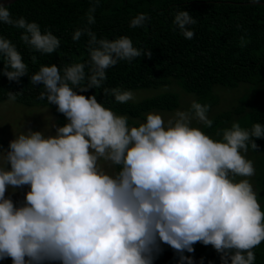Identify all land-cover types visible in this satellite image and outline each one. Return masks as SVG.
I'll use <instances>...</instances> for the list:
<instances>
[{
  "label": "clouds",
  "instance_id": "9594fccd",
  "mask_svg": "<svg viewBox=\"0 0 264 264\" xmlns=\"http://www.w3.org/2000/svg\"><path fill=\"white\" fill-rule=\"evenodd\" d=\"M100 0H89L83 23L71 40L86 37L88 59L58 69L41 65L28 77L42 85L38 99L55 105L65 118L54 133L21 124L7 148H0V259L11 264H152L169 246L177 264H192L196 242L210 245L220 264H254L252 249L264 241V211L248 179L252 161L243 153L264 138V124L242 128L233 122L210 138L209 106L191 101L164 119L147 112L129 123L97 102L101 89L116 103L133 100L131 90L102 88L105 70L118 61L150 56L120 35L98 38L91 30ZM171 24L185 39L196 20L176 7ZM148 17L137 13L129 28L142 27ZM0 23L21 29L20 41L41 54L53 53L60 40L34 21L13 18L0 5ZM243 42V38H241ZM34 59V58H33ZM0 67L9 81L26 75L16 46L0 36ZM87 68V72H85ZM9 100L15 93L7 92ZM47 109V108H46ZM240 179H237V178ZM27 186L15 205L6 189Z\"/></svg>",
  "mask_w": 264,
  "mask_h": 264
},
{
  "label": "trees",
  "instance_id": "16d2710c",
  "mask_svg": "<svg viewBox=\"0 0 264 264\" xmlns=\"http://www.w3.org/2000/svg\"><path fill=\"white\" fill-rule=\"evenodd\" d=\"M258 2L264 3V0H100L93 13L95 23L90 26L96 36L112 39L125 35L134 47L150 51L148 57H136L130 62L121 60L108 67L102 88L136 90L176 84L183 91L194 93L201 104L210 108L217 102L212 91L214 85L235 88L244 83L247 88L237 104L218 113L211 120V126L201 130L210 138H217V130L233 122L242 128H250L253 122L264 124V4ZM88 6L89 0H15L6 5L13 18L22 16L26 21L36 22L42 32L47 29L57 36L60 44L53 53L41 54L20 41L21 29L0 23V36L16 46L26 65V75L18 81H9L0 74V101L8 99L7 92L11 91L15 93V100L11 101L29 107H47L59 126L65 123L55 105L47 106L45 100L38 99L43 86H33L27 76L41 65L55 64L61 69L88 59L87 38L71 40V33L83 23ZM176 7L188 11L196 20L189 26L193 31L191 39H185L171 24ZM137 13L148 17L146 23L129 28L130 18ZM93 93L104 107L118 115H127L129 123L143 119L149 110H173L178 106L174 92L124 104L101 94V89H88L79 94L87 98ZM253 140L257 147L248 150L254 157L257 200L264 211V138ZM8 141L0 138V148L6 149ZM252 251L254 264H264V241ZM175 256L173 249L161 244V251L152 264ZM195 264H220V261L215 254Z\"/></svg>",
  "mask_w": 264,
  "mask_h": 264
},
{
  "label": "rangeland",
  "instance_id": "374dc122",
  "mask_svg": "<svg viewBox=\"0 0 264 264\" xmlns=\"http://www.w3.org/2000/svg\"><path fill=\"white\" fill-rule=\"evenodd\" d=\"M247 85L244 83L239 84L235 88L223 87L220 85L213 86V93L217 97V102L208 109L207 116L209 119H213L218 113L229 110L237 104L239 99L245 93ZM133 93V100L129 102H136L143 98L151 97L164 92H174L178 96V106L173 110H149L148 112H156L161 114L164 119L170 117L176 110H185L189 107L191 101L195 100L201 103L198 97L194 93L186 92L180 89L176 84L162 85L157 88H144L131 90ZM47 107H29L20 103L11 101L9 99L0 101V138L11 140L13 133L18 131L19 126L22 124L23 129L30 128L33 131H44L46 126H49L45 134L54 133V129L50 127L51 124H56L55 116L50 112ZM147 113V112H146ZM142 121L143 119H135ZM193 126L203 127L195 120L192 121ZM246 159L252 161L254 167V157L248 150L243 153ZM255 171V168H254ZM237 179H240L239 177ZM253 185V190L257 194V186L254 181V174L248 178ZM27 190V186L18 188L15 190L6 189L5 196L10 197L14 205L17 202L22 201L24 191ZM193 251L191 253L184 252L183 255L191 257L192 264H195L201 259H211L213 255L217 254L210 245H202L196 242L192 245ZM178 256L174 258L163 260L158 264H177ZM0 264H11L10 258L0 259Z\"/></svg>",
  "mask_w": 264,
  "mask_h": 264
},
{
  "label": "water",
  "instance_id": "95a60500",
  "mask_svg": "<svg viewBox=\"0 0 264 264\" xmlns=\"http://www.w3.org/2000/svg\"><path fill=\"white\" fill-rule=\"evenodd\" d=\"M15 0H0V5H8V4H11L13 3ZM259 4H264L262 2H258Z\"/></svg>",
  "mask_w": 264,
  "mask_h": 264
}]
</instances>
